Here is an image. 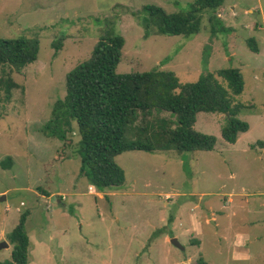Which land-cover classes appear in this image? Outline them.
<instances>
[{"label": "rangeland", "instance_id": "rangeland-1", "mask_svg": "<svg viewBox=\"0 0 264 264\" xmlns=\"http://www.w3.org/2000/svg\"><path fill=\"white\" fill-rule=\"evenodd\" d=\"M192 1L0 0V38L38 40L33 62L19 71L0 66V82L16 84L9 95L0 84V242L8 243L0 262L10 260L7 234L28 210V264H196L200 256L206 264H264V0L206 9L189 37H144V5L174 12ZM108 33L124 38L117 73L166 69L185 83L239 69L236 99L247 107L237 117L248 130L229 144L225 114L198 112L194 128L216 138L212 150L125 151L115 157L121 186L90 185L79 173L75 123L65 140L41 127L65 95L66 74Z\"/></svg>", "mask_w": 264, "mask_h": 264}, {"label": "trees", "instance_id": "trees-1", "mask_svg": "<svg viewBox=\"0 0 264 264\" xmlns=\"http://www.w3.org/2000/svg\"><path fill=\"white\" fill-rule=\"evenodd\" d=\"M224 1L193 0L187 9L174 12L146 4L142 7L146 11L142 22L144 37L198 34L202 12L216 10ZM211 19L215 24V17ZM246 43L251 51L258 52L254 37ZM123 45L120 34L108 33L99 38L90 56L66 74L65 95L55 102L50 118L41 127L46 137L65 140L75 123L79 135V173L90 185L100 191L121 186L125 174L115 157L125 151L212 150L216 138L194 128L198 112L225 114L221 137L229 144L248 130V123L237 117L247 107L236 99L244 85L239 69L218 68L185 83L166 69L117 73ZM37 53L36 38H0V66L19 71L33 62ZM0 84L7 95L16 86L11 79ZM2 166L10 167L11 158L6 157ZM28 215V210L23 211L7 234L12 244L11 258L0 264H28ZM196 264L206 261L200 256Z\"/></svg>", "mask_w": 264, "mask_h": 264}, {"label": "water", "instance_id": "water-1", "mask_svg": "<svg viewBox=\"0 0 264 264\" xmlns=\"http://www.w3.org/2000/svg\"><path fill=\"white\" fill-rule=\"evenodd\" d=\"M170 242H171L172 244H174L175 246H178V247L182 248V246H180V244L178 243L177 238L172 237V238L170 239ZM7 246H8V243H7V242H5V241H1V242H0V249H1L2 247H7Z\"/></svg>", "mask_w": 264, "mask_h": 264}, {"label": "built area", "instance_id": "built-area-1", "mask_svg": "<svg viewBox=\"0 0 264 264\" xmlns=\"http://www.w3.org/2000/svg\"><path fill=\"white\" fill-rule=\"evenodd\" d=\"M90 189H92L91 187H89Z\"/></svg>", "mask_w": 264, "mask_h": 264}]
</instances>
